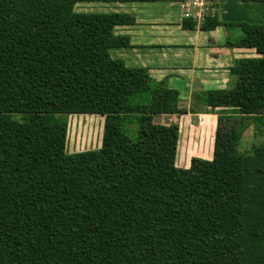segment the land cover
Listing matches in <instances>:
<instances>
[{
	"label": "trees",
	"instance_id": "trees-1",
	"mask_svg": "<svg viewBox=\"0 0 264 264\" xmlns=\"http://www.w3.org/2000/svg\"><path fill=\"white\" fill-rule=\"evenodd\" d=\"M158 1L0 0V264H264V144L239 151L264 119V25H202L240 27L229 45L259 57L202 92L213 158L180 168L179 126L155 121L188 113L179 92L111 57L135 16L76 11ZM71 115L105 119L99 149L68 153Z\"/></svg>",
	"mask_w": 264,
	"mask_h": 264
},
{
	"label": "crops",
	"instance_id": "crops-1",
	"mask_svg": "<svg viewBox=\"0 0 264 264\" xmlns=\"http://www.w3.org/2000/svg\"><path fill=\"white\" fill-rule=\"evenodd\" d=\"M214 3L215 13L209 18L217 15L227 24L264 25V3L243 0H214ZM106 6L113 8L110 12L132 14L136 18L134 25L117 28V34L130 37L132 47L114 49L111 57L123 60L130 68L148 69L154 82L165 83L179 92V107L188 111L181 116L155 117L158 124L179 126V148L186 151L183 157L190 153L189 158L182 161L181 168H189L193 158L211 160L218 115L205 106L201 94L232 89L237 82L230 71L234 64L238 60L259 57L255 49L229 45L243 37L242 29L220 26L203 31L202 25L195 21V29H185V0L109 3Z\"/></svg>",
	"mask_w": 264,
	"mask_h": 264
},
{
	"label": "rangeland",
	"instance_id": "rangeland-1",
	"mask_svg": "<svg viewBox=\"0 0 264 264\" xmlns=\"http://www.w3.org/2000/svg\"><path fill=\"white\" fill-rule=\"evenodd\" d=\"M106 4L108 3H80L77 5L76 11L85 13L112 11L113 8L106 6ZM68 122V153L72 154L96 150L102 146L105 125V119L103 117L99 115H71L68 117ZM207 131H204V133L207 134ZM207 140L209 142L208 138ZM262 144H264V119H259L252 122V125L245 132V138L242 141L239 151L250 152L253 147ZM187 158H189V155L188 157L187 155L183 157L179 148L177 155L178 167L181 168L182 161L187 160Z\"/></svg>",
	"mask_w": 264,
	"mask_h": 264
},
{
	"label": "built area",
	"instance_id": "built-area-1",
	"mask_svg": "<svg viewBox=\"0 0 264 264\" xmlns=\"http://www.w3.org/2000/svg\"><path fill=\"white\" fill-rule=\"evenodd\" d=\"M214 0H185V18L192 19L199 26L215 12Z\"/></svg>",
	"mask_w": 264,
	"mask_h": 264
}]
</instances>
